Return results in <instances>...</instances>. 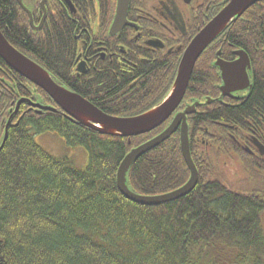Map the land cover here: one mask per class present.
I'll return each instance as SVG.
<instances>
[{
	"label": "trees",
	"instance_id": "trees-1",
	"mask_svg": "<svg viewBox=\"0 0 264 264\" xmlns=\"http://www.w3.org/2000/svg\"><path fill=\"white\" fill-rule=\"evenodd\" d=\"M50 17L33 37L22 28L26 16L17 0H0V31L7 41L106 114H140L168 91L177 62L164 78L148 72L135 76L136 82L112 76L90 82L75 78L67 56V31L52 25ZM208 52L195 64L185 100H205L220 83ZM2 71L12 83L10 88L0 82V111L15 99L12 89L28 97L18 85L22 80L38 102L57 108L44 91L0 58ZM112 87L113 93L106 92ZM260 87L256 83L248 100H240L236 108L199 105L188 116L198 182L188 195L155 206L125 198L116 171L133 147L158 134L168 121L129 142L81 126L59 108L35 113L22 107L0 148V264H264V185L257 186L264 177V162L245 154L226 126L247 129L244 119H250L264 129ZM4 131L0 121V146ZM46 131L57 133L69 146L82 147L88 154L86 167L76 169L68 158H56L38 145L34 133ZM232 158L244 177L231 185L224 164ZM188 177L178 131L140 156L128 172L131 190L144 196L174 190Z\"/></svg>",
	"mask_w": 264,
	"mask_h": 264
},
{
	"label": "flooded vegetation",
	"instance_id": "flooded-vegetation-1",
	"mask_svg": "<svg viewBox=\"0 0 264 264\" xmlns=\"http://www.w3.org/2000/svg\"><path fill=\"white\" fill-rule=\"evenodd\" d=\"M229 1L129 0L126 18L121 27L114 26L118 0H22L30 15L18 1L17 4L26 16L22 28H26L28 35L34 37L42 32L51 18L50 15L54 17L52 25L67 31L70 42L67 56L70 60V72L75 78L82 77L84 81L90 82L94 77L112 76L117 81L136 82L135 76H145L148 72L158 75V78H164L176 62L177 67L182 53L193 38ZM231 23L207 46L210 54L208 61L217 68L220 83L214 85L212 96L208 95L201 101L197 99V107L208 104L236 108L240 100L244 103L248 100L256 83L257 86L261 85L260 88L264 87V0L250 5ZM240 51H243L249 60V65L243 67L248 78V81L244 82L247 86L221 96V71L214 61L220 58L227 63L235 62L239 58L237 52ZM212 52H215L213 58ZM0 75L1 84L11 88L12 82L7 73L2 71ZM22 81H19L18 85L23 92L28 93V97L25 94L19 96L18 88L12 89L15 99L11 100L10 108L4 107L0 111V121H6L3 123L4 128L12 114L14 115L11 123L16 121L22 107H25L23 111L32 110L35 113L50 110L41 108L51 105L38 102L34 92L30 91L29 84ZM29 83L33 84L30 81ZM115 88L112 87L106 92L113 93ZM262 90L264 91L263 88ZM125 91L126 89L123 90ZM89 92L91 94L93 91ZM19 100L22 101L16 109ZM189 101L190 99L184 98L178 111ZM52 102L56 105L53 100ZM34 103L40 104V107ZM244 122L248 126L247 129L227 124L228 136L245 154L264 162V156L259 153V147L255 143L256 140L264 146V129L257 127V122L250 119H244ZM231 132L245 134L236 137Z\"/></svg>",
	"mask_w": 264,
	"mask_h": 264
},
{
	"label": "water",
	"instance_id": "water-1",
	"mask_svg": "<svg viewBox=\"0 0 264 264\" xmlns=\"http://www.w3.org/2000/svg\"><path fill=\"white\" fill-rule=\"evenodd\" d=\"M25 11H30L24 6L22 0H17ZM261 0H230L228 4L193 38L186 47L179 60L173 83L163 99L153 108L130 117L108 115L72 90L56 83L51 75L42 66L28 58L12 46L0 31V58L16 73L43 89L48 96L62 109L75 123L88 127L101 134L114 137H127L145 134L160 126L176 110L187 89L195 62L204 49L215 39L232 21H235L250 5ZM129 0H118L114 26L121 27L126 18ZM45 17V14L43 18ZM32 24V22H31ZM114 28V27H113ZM238 60L227 63L217 58L215 65L221 71L222 95H229L230 91L240 90L247 86L248 81L244 74V66L249 65L247 55L237 52ZM246 78V79H243ZM243 82V84H242ZM22 100L17 102L16 109ZM39 106L40 104L34 103ZM198 102L188 105L183 111L176 113L171 123L158 135L132 148L121 160L116 171V183L120 193L128 200L142 205L155 206L177 200L189 194L198 181V172L192 161L189 148V135L187 115L195 111ZM40 107V106H39ZM44 109L57 111V109L44 106ZM15 113V112H14ZM12 114L6 124L1 146L6 141L8 127ZM179 128L180 148L183 159L189 169L187 181L178 188L169 192L144 196L131 190L128 182V172L131 165L144 153L155 148ZM130 140V139H129ZM260 154L264 155V146L255 140Z\"/></svg>",
	"mask_w": 264,
	"mask_h": 264
},
{
	"label": "rangeland",
	"instance_id": "rangeland-1",
	"mask_svg": "<svg viewBox=\"0 0 264 264\" xmlns=\"http://www.w3.org/2000/svg\"><path fill=\"white\" fill-rule=\"evenodd\" d=\"M34 140L52 156L56 158H68L76 169H84L87 165L88 154L86 151L79 146L72 147L67 145L66 141L55 132L46 131L42 133H34ZM239 164L240 163L235 161L234 158H232V161H227V163L224 164L226 166L224 171L226 172L231 185L244 177L243 173L239 170ZM233 171H236L237 174H234ZM257 182V186L264 185V177L259 178Z\"/></svg>",
	"mask_w": 264,
	"mask_h": 264
},
{
	"label": "bare ground",
	"instance_id": "bare-ground-1",
	"mask_svg": "<svg viewBox=\"0 0 264 264\" xmlns=\"http://www.w3.org/2000/svg\"><path fill=\"white\" fill-rule=\"evenodd\" d=\"M3 123H6V121H3L2 124H3ZM174 133H175V132H174ZM172 135H173V134H172ZM172 135H171V136H172ZM159 145H160V144H159ZM156 147H157V146H156ZM181 198H182V197H181ZM179 199H180V198H179ZM177 200H178V199H177Z\"/></svg>",
	"mask_w": 264,
	"mask_h": 264
}]
</instances>
